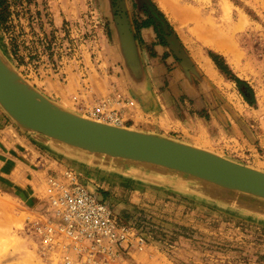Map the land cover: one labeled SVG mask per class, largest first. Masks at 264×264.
I'll list each match as a JSON object with an SVG mask.
<instances>
[{"label": "rangeland", "instance_id": "obj_1", "mask_svg": "<svg viewBox=\"0 0 264 264\" xmlns=\"http://www.w3.org/2000/svg\"><path fill=\"white\" fill-rule=\"evenodd\" d=\"M199 24L212 33L197 34ZM0 56L43 95L86 80L72 113L264 172V14L250 0H0ZM108 100L120 124L93 115ZM67 169L148 238L119 264H264L263 197L66 145L27 130L1 103L0 264H64L33 226L49 209L48 175Z\"/></svg>", "mask_w": 264, "mask_h": 264}, {"label": "water", "instance_id": "obj_2", "mask_svg": "<svg viewBox=\"0 0 264 264\" xmlns=\"http://www.w3.org/2000/svg\"><path fill=\"white\" fill-rule=\"evenodd\" d=\"M0 103L24 128L94 154L177 170L264 198V172L168 138L100 123L21 85L0 56Z\"/></svg>", "mask_w": 264, "mask_h": 264}, {"label": "built area", "instance_id": "obj_3", "mask_svg": "<svg viewBox=\"0 0 264 264\" xmlns=\"http://www.w3.org/2000/svg\"><path fill=\"white\" fill-rule=\"evenodd\" d=\"M108 104L93 115L120 124L119 116L106 113ZM46 184L49 209L33 226L46 254L61 251L64 264H119L123 255L145 249L146 235L121 222L110 202L91 192L80 173L67 169L60 177L50 174Z\"/></svg>", "mask_w": 264, "mask_h": 264}, {"label": "crops", "instance_id": "obj_4", "mask_svg": "<svg viewBox=\"0 0 264 264\" xmlns=\"http://www.w3.org/2000/svg\"><path fill=\"white\" fill-rule=\"evenodd\" d=\"M142 36L143 38L148 41V42H152L155 41L157 38V32L155 30L154 27H146L142 29ZM79 75V73H77ZM76 75V76H78ZM89 80V79H88ZM82 81V82H81ZM86 80H79V78L74 82L73 85H66V87H61L57 84L54 85V87L51 88L49 93H44V95L50 99V96H52L55 100L52 102L56 103V104H60V106H64L65 110H69L71 111L72 109L69 107H74L72 100H71V95L75 92H82L84 93L85 90L88 88H91V85H87L85 83ZM92 84H94V82H92ZM93 86V85H92ZM110 93V91L107 92V94ZM84 96H86V94H84ZM84 101H83V105L87 104V96L84 97ZM10 124V123H9ZM10 125H6L3 129V135L4 133H9L12 131V129L10 130ZM35 140H37V142H39L40 144H45V145H49L50 142L46 141L44 137H40V138H34ZM77 154V153H75Z\"/></svg>", "mask_w": 264, "mask_h": 264}, {"label": "bare ground", "instance_id": "obj_5", "mask_svg": "<svg viewBox=\"0 0 264 264\" xmlns=\"http://www.w3.org/2000/svg\"><path fill=\"white\" fill-rule=\"evenodd\" d=\"M250 4L259 12V13H261V14H264V0H250ZM224 12H225V14H226V16H230V15H228V14H230V12H231V4L229 3V1H226V3H225V5H224ZM184 14L185 15H187L188 17H189V21H194V19L196 18V16L198 15V14H196L194 11L192 12V9L191 10H188L187 9V11H185L184 10ZM193 15L195 16V17H193ZM245 20V17L243 16V20L242 21H244ZM198 29V31H196ZM212 29V27H206L205 25H201V24H199V26H197V28H196V32H197V34L199 33V34H201L203 31L205 32H207V33H212L211 30ZM209 33V34H210ZM214 39H215V41H220L222 38L218 35V36H215L214 37ZM225 41V40H224ZM228 43H227V41L225 42V45H227ZM224 45V46H225ZM222 49V48H221ZM227 49V48H226ZM231 49V48H230ZM228 50V49H227ZM232 50V49H231ZM228 51H230V50H228ZM8 66V65H7ZM9 67V66H8ZM211 66L210 65H208V66H205V69L208 71V73H210V75L212 76V74H213V76L215 75V72H214V70H212V67L210 68ZM9 68H11V67H9ZM21 84V83H20ZM22 85V84H21ZM100 123H102V122H100ZM151 165H153V164H151Z\"/></svg>", "mask_w": 264, "mask_h": 264}]
</instances>
